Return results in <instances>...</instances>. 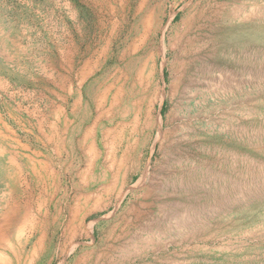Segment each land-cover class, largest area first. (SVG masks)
<instances>
[{
    "label": "rangeland",
    "instance_id": "obj_1",
    "mask_svg": "<svg viewBox=\"0 0 264 264\" xmlns=\"http://www.w3.org/2000/svg\"><path fill=\"white\" fill-rule=\"evenodd\" d=\"M0 264H264V0H0Z\"/></svg>",
    "mask_w": 264,
    "mask_h": 264
},
{
    "label": "bare ground",
    "instance_id": "obj_2",
    "mask_svg": "<svg viewBox=\"0 0 264 264\" xmlns=\"http://www.w3.org/2000/svg\"><path fill=\"white\" fill-rule=\"evenodd\" d=\"M176 15H177L176 13L173 15L171 21H173V19L176 17ZM165 40H166V39H165ZM165 40L163 39L162 50H161V53H162V55H163L164 57L166 56V48H167L166 45H165ZM162 63H163V62H162ZM164 66H165V62L163 63V68H164ZM162 71H163V70H162ZM163 73H164V72H163ZM162 77H163V75H162ZM164 98H165V92L162 94L161 99H159V100H160V103L163 102ZM160 103H159V104H160ZM148 118H149V117H148ZM162 120H163V117L161 116V114H158V117H157V123H158V124H159V123L162 124ZM150 121H151L150 119H149V120H148V119L146 120V122H148L149 125H151V124H150ZM160 124H159V125H160ZM146 172H147V171H146ZM144 173H145V172H144ZM144 173H143V174L141 173L142 176H144L143 178H145V176H146ZM90 229H91V232H90V233H92L93 236H94L95 230H94V223H93V222H92V225H91V228H90ZM90 229H89V230H90ZM93 236H92V237H93Z\"/></svg>",
    "mask_w": 264,
    "mask_h": 264
}]
</instances>
